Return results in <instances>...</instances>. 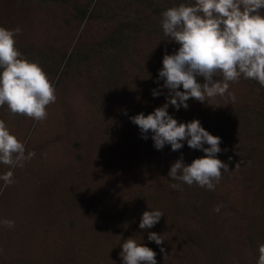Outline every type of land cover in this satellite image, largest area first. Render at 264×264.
<instances>
[{"label": "rangeland", "instance_id": "rangeland-1", "mask_svg": "<svg viewBox=\"0 0 264 264\" xmlns=\"http://www.w3.org/2000/svg\"><path fill=\"white\" fill-rule=\"evenodd\" d=\"M194 2L0 0V27L21 29L16 49L41 66L56 95L42 122L0 107L10 134L26 154L36 153L13 170L11 185L0 181V222H15L0 223V264H123L121 245L129 238L156 252L157 264H257L264 244V87L241 77L229 87L235 101L226 94L189 99L187 110L168 108L178 122L199 120L221 138L217 158L229 171L215 190L195 183L173 189L171 165L181 155L190 165L204 152L186 141L175 152L170 145L156 150L151 132L142 139L130 120L166 102L167 89L156 98L152 90L162 89L156 81L165 50L174 54L179 45L163 34L161 14ZM8 170L0 164V175ZM150 210L163 216L140 229ZM151 232L164 242L149 241Z\"/></svg>", "mask_w": 264, "mask_h": 264}, {"label": "clouds", "instance_id": "clouds-1", "mask_svg": "<svg viewBox=\"0 0 264 264\" xmlns=\"http://www.w3.org/2000/svg\"><path fill=\"white\" fill-rule=\"evenodd\" d=\"M261 9H264V0H195L192 5L180 4L161 14L163 34L179 45L174 54L169 55L165 50L156 81L158 84L163 81L162 89L152 90L156 98L167 89L166 102L153 113L147 116L140 113L130 120L140 129L142 139L147 140L151 132L156 150L170 145L175 152L182 149L186 141L190 149L204 152L203 157L194 159L190 165H185L183 155L171 165L168 177L176 182L171 184L173 189L195 183L215 190L223 173L229 171L228 163L217 158L222 152L221 138L206 131L199 120L178 122L169 115L168 108L187 110L189 99L205 103L226 94L235 101V94L229 92V87L241 77L255 80L264 87V15L260 14ZM20 32L19 27H0V107L6 105L14 116L42 122L47 118L46 107L56 101L55 88L41 66L23 58L16 49L14 37ZM199 78H203V83ZM181 87L183 91L179 90ZM35 155L34 151L26 154L25 145L10 134L5 121L0 119V164L9 168L0 175L4 187L14 182L13 170L24 167ZM214 210L218 212L219 206ZM162 216L160 211H145L139 228L154 227ZM0 223L8 228L15 226L11 220ZM148 240L157 245L164 242L162 236L154 232L148 234ZM121 247L123 264H157L156 252L135 239L125 240ZM164 252L161 248V253ZM258 252L257 264H264V244L259 246Z\"/></svg>", "mask_w": 264, "mask_h": 264}]
</instances>
